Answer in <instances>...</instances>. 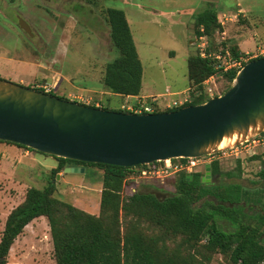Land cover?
I'll return each instance as SVG.
<instances>
[{
	"label": "rangeland",
	"instance_id": "rangeland-1",
	"mask_svg": "<svg viewBox=\"0 0 264 264\" xmlns=\"http://www.w3.org/2000/svg\"><path fill=\"white\" fill-rule=\"evenodd\" d=\"M98 2L101 7L85 0H0V77L36 87L37 84L58 81L57 92L67 94L73 101L83 102V99L93 97L92 94L101 95L104 64L118 54L112 46L110 27L103 17L102 6L121 8L126 13L143 64L142 95L159 97L166 88L184 90L189 87L188 58L197 52L200 43L195 40V18L210 5L219 9V18L226 28L229 29L231 24L236 25L234 28L244 26L243 37L238 40L246 42L251 39L252 43L260 42L259 47L264 48V0ZM238 8L244 10L234 16ZM226 17L234 20L228 21ZM21 19L29 23L33 35L21 28ZM215 41L213 50L222 41L231 46L226 33L222 35L219 30ZM259 47L249 49L248 56L259 54ZM226 83L223 76L217 75L205 85L208 93L215 96L221 94ZM174 98L167 95L162 100L167 102ZM128 101L127 96L114 95L109 107L126 109ZM161 105L164 106L162 102ZM260 150L252 154L253 147L240 157L232 153L228 156L221 154L219 159L223 174L218 182L241 183L244 186L242 199H250L251 203L258 205L259 212L251 213L255 219L264 213V181L258 175L264 167V148ZM254 155L260 157L253 158ZM212 157L204 156L192 171H203L206 168L204 163L211 162ZM178 162L173 160V163ZM56 164L51 155L0 142V237L9 212L23 200L29 187L41 188L47 183L50 169ZM84 168V172H66L64 169L60 177L57 175V195L86 211L99 214L103 170L94 166ZM227 172L233 175L228 176ZM176 173H161L156 179L129 183L125 186V194L136 189L166 196L176 189ZM206 179L214 180L211 174ZM212 199L217 201L214 197ZM219 223L226 230L235 228L226 218H220ZM211 263L228 264V260L216 253ZM8 264H56L50 225L45 217L26 226L11 248Z\"/></svg>",
	"mask_w": 264,
	"mask_h": 264
},
{
	"label": "trees",
	"instance_id": "trees-1",
	"mask_svg": "<svg viewBox=\"0 0 264 264\" xmlns=\"http://www.w3.org/2000/svg\"><path fill=\"white\" fill-rule=\"evenodd\" d=\"M85 1L101 7L99 0ZM102 14L110 27L111 43L118 54L104 64L103 93L92 94L90 105L96 107L95 102L100 101L98 107L129 112L121 107L111 108L109 102L114 95L141 96L143 64L125 11L102 6ZM219 14V9L210 5L195 18V40L206 35L209 54L221 46L228 47L222 41L213 50L216 32L224 31L226 25ZM229 47L235 56L246 55L236 44L231 43ZM200 51L198 47L197 52L188 58L190 101L182 106L207 101L211 95L205 83L212 76L221 75L226 79L223 93L237 74L236 69H217L215 57H203ZM252 59L255 58L248 61ZM28 87L42 90L36 85ZM57 90L58 86L50 94L69 99L67 94H59ZM182 106L162 108L156 104L155 112L173 111ZM0 142L50 155L23 144ZM51 156L57 164L51 167L47 183L41 188L29 187L23 200L6 218L0 237V264L9 263L15 240L29 223L40 217H45L50 225L56 264H212L216 253L224 255L228 264L264 262V213L257 218L259 222L254 218L251 213L259 212L258 205L251 203L250 199H242L244 186L241 183L218 182L223 174L219 159L210 162L214 180H203L206 169L180 171L176 173L175 191L160 196L136 189L125 194V186L135 182L128 179L134 170L156 168L160 161L127 167ZM259 157L254 155L253 158ZM68 166H94L103 170L99 214L86 211L57 195L56 176ZM226 175L233 174L227 172ZM258 175L264 181V167ZM203 199L204 203L198 206ZM220 218L230 220L235 228L224 229L219 223Z\"/></svg>",
	"mask_w": 264,
	"mask_h": 264
},
{
	"label": "water",
	"instance_id": "water-1",
	"mask_svg": "<svg viewBox=\"0 0 264 264\" xmlns=\"http://www.w3.org/2000/svg\"><path fill=\"white\" fill-rule=\"evenodd\" d=\"M20 26L33 35L26 20ZM263 133L264 56L246 62L223 93L151 113L95 107L0 77V140L54 156L132 167L209 156ZM210 174L207 164L203 180Z\"/></svg>",
	"mask_w": 264,
	"mask_h": 264
},
{
	"label": "built area",
	"instance_id": "built-area-1",
	"mask_svg": "<svg viewBox=\"0 0 264 264\" xmlns=\"http://www.w3.org/2000/svg\"><path fill=\"white\" fill-rule=\"evenodd\" d=\"M237 16V15H236ZM227 18V17H226ZM229 19V17L227 18ZM222 35L225 34V31H221ZM198 40L200 43H198V47L201 49L200 54L205 57L207 55H212L217 60V69H221L222 71H228L230 69H236L237 71L248 61L250 58H256L260 55H264V48L259 47V54L250 55V53H246V58L243 55L235 56L230 48L221 46L219 51L215 53H207L206 47L208 45V38L206 35L199 36ZM215 78V76H212L210 79ZM58 86V82L54 83H43V84H37L38 88H41L43 92L50 94L52 91H54ZM171 96L172 93H170V90H167L166 93H164L161 96H127L130 98V102H127L126 109L130 110L131 112L136 113H151L155 112L156 110V104H158L160 107H178L182 106L185 103L190 101V94L189 91L185 93H179L181 97H176L174 99H169L167 102L162 100V97L164 96ZM76 97V96H75ZM80 100V99H79ZM83 103L91 104L93 102V98L90 97L89 99H83ZM86 101V102H85ZM161 102L164 104L161 105ZM96 106L98 107L100 103L98 101L95 102ZM255 148V151L252 154H256L260 149L264 148V133L254 137L246 142H243L237 146L231 147L229 149L223 150L221 152L209 155V156H217L218 158H221V154L224 156H228V154L232 153L236 157H240L242 153L245 154L249 153L251 149ZM263 151V150H262ZM203 157H191V158H177L176 160H179L178 163H173L174 159H166L164 161H160V165L156 168H143V169H136L134 170L128 179L135 181V182H141L144 180H152V178L156 179L159 177V174L161 173H176L180 171H188L191 172L192 168L197 166L200 162V160ZM186 159V161L182 160ZM206 163H204L205 165ZM134 190V189H133ZM261 264H264L262 262Z\"/></svg>",
	"mask_w": 264,
	"mask_h": 264
},
{
	"label": "crops",
	"instance_id": "crops-1",
	"mask_svg": "<svg viewBox=\"0 0 264 264\" xmlns=\"http://www.w3.org/2000/svg\"><path fill=\"white\" fill-rule=\"evenodd\" d=\"M238 5L240 6V3H238ZM241 9H243V8H241ZM240 9V10H241ZM239 10V8L237 9V12H235V11H233V12H235V13H233V15L235 16V15H239L240 13H242V11H240ZM244 10V9H243ZM244 12V11H243ZM247 15H248V13H247ZM244 16H246V15H244ZM229 20H234V19H228V21ZM227 21V20H226ZM229 26V25H228ZM236 25L235 24H231L230 26H229V29H228V27L226 28L225 27V33H226V36L228 37V39H229V41H231V43L232 44H236V45H238V47L243 51V52H248V50L250 49H252V50H254V48L255 47H259L260 45H259V43L260 42H256V44H254V43H252V40L251 39H246V42H243L244 40H242V39H240V40H238L239 38H241V37H243V27L244 26H237L236 28H234ZM245 26H247L246 24H245ZM263 41V40H262ZM210 80V79H209ZM208 80V81H209ZM23 81V80H22ZM207 81V82H208ZM58 82V81H57ZM59 83V82H58ZM167 90H170V93H172V97H177V95L179 94V93H185V92H187L188 90H189V87H187L186 89H184V90H171L170 88H166V90H165V92L164 93H166V91ZM70 95V94H69ZM142 95V94H141ZM143 96H146V95H143Z\"/></svg>",
	"mask_w": 264,
	"mask_h": 264
},
{
	"label": "flooded vegetation",
	"instance_id": "flooded-vegetation-1",
	"mask_svg": "<svg viewBox=\"0 0 264 264\" xmlns=\"http://www.w3.org/2000/svg\"><path fill=\"white\" fill-rule=\"evenodd\" d=\"M216 159H221V158H218V157H212V159H211V161H213V160H216ZM207 164H210V162L209 163H206L205 165H207ZM211 165V164H210ZM206 169V168H205ZM205 174H206V171H205ZM204 174V175H205ZM204 177V176H203Z\"/></svg>",
	"mask_w": 264,
	"mask_h": 264
},
{
	"label": "clouds",
	"instance_id": "clouds-1",
	"mask_svg": "<svg viewBox=\"0 0 264 264\" xmlns=\"http://www.w3.org/2000/svg\"><path fill=\"white\" fill-rule=\"evenodd\" d=\"M198 46V45H197ZM42 91V90H41ZM83 103V102H82ZM86 104V103H85Z\"/></svg>",
	"mask_w": 264,
	"mask_h": 264
}]
</instances>
